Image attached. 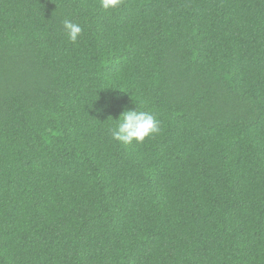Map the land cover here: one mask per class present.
Returning <instances> with one entry per match:
<instances>
[{
    "label": "trees",
    "instance_id": "1",
    "mask_svg": "<svg viewBox=\"0 0 264 264\" xmlns=\"http://www.w3.org/2000/svg\"><path fill=\"white\" fill-rule=\"evenodd\" d=\"M0 264H264V0H0Z\"/></svg>",
    "mask_w": 264,
    "mask_h": 264
},
{
    "label": "clouds",
    "instance_id": "2",
    "mask_svg": "<svg viewBox=\"0 0 264 264\" xmlns=\"http://www.w3.org/2000/svg\"><path fill=\"white\" fill-rule=\"evenodd\" d=\"M127 0H98L99 8L105 12H114L125 6ZM63 28L68 40L75 44L82 36L83 29L70 19L63 21ZM114 128L110 129L112 138L123 146L143 144L159 135L162 131L161 121L154 112L139 107L126 109L119 117Z\"/></svg>",
    "mask_w": 264,
    "mask_h": 264
}]
</instances>
